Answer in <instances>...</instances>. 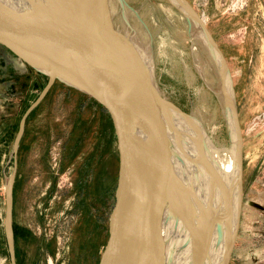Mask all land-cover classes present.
Here are the masks:
<instances>
[{
	"label": "rangeland",
	"instance_id": "rangeland-1",
	"mask_svg": "<svg viewBox=\"0 0 264 264\" xmlns=\"http://www.w3.org/2000/svg\"><path fill=\"white\" fill-rule=\"evenodd\" d=\"M186 1L223 54L238 115L243 196L230 264H264V0ZM107 5L126 57L148 73L162 100L202 121L211 141L221 147L218 151H229L220 77L197 24L172 0H107ZM47 83V76L0 45V119L15 117L9 144L0 147V253L5 259L0 264H11L4 219L13 143L24 113ZM77 98L57 86L25 127L14 184L17 264H99L107 244L119 163L98 114L80 149H70ZM92 114L83 110L88 122ZM171 120L177 135L190 129ZM3 136L0 130V140ZM90 156L91 168L85 167Z\"/></svg>",
	"mask_w": 264,
	"mask_h": 264
},
{
	"label": "water",
	"instance_id": "water-1",
	"mask_svg": "<svg viewBox=\"0 0 264 264\" xmlns=\"http://www.w3.org/2000/svg\"><path fill=\"white\" fill-rule=\"evenodd\" d=\"M54 1L44 12L48 13L45 16L16 9L6 0H0V45L25 65L48 77L42 93L24 113L13 145L14 172L7 180L4 220L11 264H17L13 207L21 140L28 117L58 80L98 101L110 114L117 137L116 202L109 218V238L99 264H168L163 245L165 224L177 222L189 226L190 220L177 203L180 193L167 175V167L172 161L164 155L163 162L153 154L148 140L163 146L171 144L173 137L169 131L158 130L157 122L170 120L176 113L186 118L190 116L164 100L147 102L136 96L132 87L133 73L150 88L155 86L139 63L128 59L122 51L121 38L114 29L107 0ZM172 1L207 37L213 55L224 62V76L228 77L223 54L204 21L186 0ZM232 116L241 148L240 199L236 232L224 264H230L243 196L242 139L235 104ZM198 260L193 256L191 264H201Z\"/></svg>",
	"mask_w": 264,
	"mask_h": 264
},
{
	"label": "bare ground",
	"instance_id": "bare-ground-1",
	"mask_svg": "<svg viewBox=\"0 0 264 264\" xmlns=\"http://www.w3.org/2000/svg\"><path fill=\"white\" fill-rule=\"evenodd\" d=\"M6 1L16 9L41 13L45 16L48 13L44 12L48 11L55 2L54 0ZM200 34L205 47L212 55L214 61L212 62L220 77L222 96L220 99L229 122L231 146L229 151H218L221 147L211 141L203 129L206 127L196 117L186 118L177 113L173 114L176 121L181 124V129L190 128L183 135H177L179 129L172 124L171 119L157 122L158 130L169 131L174 141L163 146L148 140L149 148L163 162L164 155L170 159V162L172 161L170 166H166L167 175L180 193H178L179 197L177 196V203L187 212V218L190 220L189 226L179 225L177 222L165 224L163 245L168 264H191L193 256H196L201 264H224L225 254L236 232L240 199L241 148L232 116L235 102L230 80L223 75L224 62L219 56L213 55L207 37L202 32ZM132 78V87L138 98L160 103L162 98L154 88L144 84L137 74Z\"/></svg>",
	"mask_w": 264,
	"mask_h": 264
},
{
	"label": "trees",
	"instance_id": "trees-1",
	"mask_svg": "<svg viewBox=\"0 0 264 264\" xmlns=\"http://www.w3.org/2000/svg\"><path fill=\"white\" fill-rule=\"evenodd\" d=\"M4 49L10 55H12L13 57H16L9 50H7L6 48H4ZM60 85L64 86V88L67 90V94L68 95L74 94L75 96L78 97L77 98V107H76V110H75V113H76L75 121H74V124H73V128L71 130V133L69 134V138H68V142L71 145L70 149L72 150V152H74L78 148L80 149L81 144L84 142V138L86 137L87 133H89L90 130H91L90 126L93 127L95 116H97V114H98V117L101 119V122L103 124L102 132L105 135V139H106V142L108 144V148H109V146H111V144L114 145L113 148L115 147V151H114L115 163H116V165H118L119 156H118V151L116 149L117 137L115 135L114 125H113L112 119L110 117V114L107 112V110L98 101H96L94 98L90 97L89 95H87V94H85V93H83V92H81V91H79L77 89H74V88H71V87H66L64 84H59V82L56 81L54 86L50 90L49 94L47 95L46 99L42 103H44L47 100V98L49 97V95L51 94V92H53L57 88V86H60ZM85 108H87L88 110L93 111V113H94V114H92L93 118L90 120V122H88L87 120H85L83 118V110ZM36 110L27 119V123H26L27 127H28L30 118L32 117L33 114L36 113ZM26 136H27V128H26L25 134L23 136V139H22V142H21V146L19 148L18 156L20 155V151H21V149L23 147V142H24V139L26 138ZM67 158H69V160L73 159L72 156H68V157H66V159ZM91 160H93L92 156H90L88 159H86V161L84 162L83 165L85 167H90L89 163H91ZM18 164H19V159H18ZM113 165H114V163H113ZM90 168L88 170H90ZM115 181H116L115 186L113 187V190L111 189L113 191V196H115V190H116V187H117L118 175L115 178Z\"/></svg>",
	"mask_w": 264,
	"mask_h": 264
},
{
	"label": "crops",
	"instance_id": "crops-1",
	"mask_svg": "<svg viewBox=\"0 0 264 264\" xmlns=\"http://www.w3.org/2000/svg\"><path fill=\"white\" fill-rule=\"evenodd\" d=\"M0 121H2V122H0V124H1L0 125V130H2V132H4V136L0 140L1 141L0 147H2V149H3L4 147H7L8 146L9 141L11 139L10 137H11V134L13 132V125L15 123V117L13 116V119L11 121H9V120H4L3 121L1 119H0ZM3 123H5L6 125H3ZM13 145H14V143H13ZM4 232H5V229H4ZM3 256H4V253L2 251V253H0V260H1V257H2V260L4 259Z\"/></svg>",
	"mask_w": 264,
	"mask_h": 264
},
{
	"label": "flooded vegetation",
	"instance_id": "flooded-vegetation-1",
	"mask_svg": "<svg viewBox=\"0 0 264 264\" xmlns=\"http://www.w3.org/2000/svg\"><path fill=\"white\" fill-rule=\"evenodd\" d=\"M100 262V261H99Z\"/></svg>",
	"mask_w": 264,
	"mask_h": 264
}]
</instances>
